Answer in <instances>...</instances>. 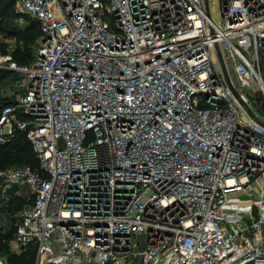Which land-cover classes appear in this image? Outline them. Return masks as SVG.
<instances>
[{
    "label": "built area",
    "instance_id": "1",
    "mask_svg": "<svg viewBox=\"0 0 264 264\" xmlns=\"http://www.w3.org/2000/svg\"><path fill=\"white\" fill-rule=\"evenodd\" d=\"M208 2L15 0L42 36L29 65L0 53V145L23 134L39 160L0 171V204L32 200L14 253L264 264V0H216L219 22Z\"/></svg>",
    "mask_w": 264,
    "mask_h": 264
},
{
    "label": "trees",
    "instance_id": "2",
    "mask_svg": "<svg viewBox=\"0 0 264 264\" xmlns=\"http://www.w3.org/2000/svg\"><path fill=\"white\" fill-rule=\"evenodd\" d=\"M14 7L15 0H0V36L2 37V39H0V53L3 55L9 53L12 61L19 65H29L35 57L42 32L38 22L34 20L26 23L27 25L25 24L26 26H23V28L18 26L13 27L12 23H9L10 20L18 16H24L23 14H16L15 10H13ZM7 37L17 38V43L13 48L9 43L5 42V38ZM8 77L11 79L10 83L16 78V76L9 71H0V82L2 81L1 83H3V80H5L3 85H6ZM254 99L264 111V101L262 96L257 94ZM2 105H0V114ZM20 164H23L21 166H31L33 169H36L39 166V160L26 136L18 133L13 142L6 146L0 145V171L13 165ZM25 200L26 199L21 200V198H14L9 204L4 205L3 207L5 211L14 215L13 217H8L11 221L9 227L10 230L6 233L0 232V253L7 254V259L10 264H34L35 260V249L33 247L27 248L21 255L11 253L9 250V242L13 241L15 238V216L17 212L25 206ZM29 203H32V200Z\"/></svg>",
    "mask_w": 264,
    "mask_h": 264
},
{
    "label": "rangeland",
    "instance_id": "3",
    "mask_svg": "<svg viewBox=\"0 0 264 264\" xmlns=\"http://www.w3.org/2000/svg\"><path fill=\"white\" fill-rule=\"evenodd\" d=\"M210 4H211V14H212V16L214 18V21L215 22H219L220 21V18H219V10H218V4H217L216 0H210ZM13 10H15V13L16 14H22L16 8V6L14 7ZM24 16H18L16 18H12L9 23L10 24L12 23V26L13 27L18 26V27L23 28V26L25 27L27 25L26 23H29L32 20L31 18L27 17L26 15H24ZM0 39H2L1 36H0ZM5 42L6 43H9L11 45V47L13 48L14 45L17 43V38L16 37H7V38H5ZM6 55L7 56H11L9 53H7ZM14 76H16V74H14ZM232 77L235 79V76H234V73L233 72H232ZM10 80L11 79L8 77L7 78V81H6V85H3L5 83V80H3V83H1L2 82L1 81L0 82L1 83L0 84V88H4V90H5L9 86H11L12 82L10 83ZM260 118L262 119V121H264V118L262 116H260ZM23 164H25V163H23ZM23 164L13 165L11 167H8L7 169L12 168V167H15V166H21ZM29 164H31V163H29ZM21 200H23V199H21ZM25 201H26V203H25V205H26V204H28L31 201V199L30 200L29 199H26ZM3 207H4V205L3 204H0V209H1L0 210V232H3V233L5 232L6 233V232H8L10 230L9 227H10V224H11L10 218H8V217H13L14 215L11 214V213H9V212H7V211H5V209ZM9 245H10V249H9L10 252L11 253H14V251L12 249V241L9 242ZM0 255L4 256L6 258L8 257L6 253H0Z\"/></svg>",
    "mask_w": 264,
    "mask_h": 264
},
{
    "label": "water",
    "instance_id": "4",
    "mask_svg": "<svg viewBox=\"0 0 264 264\" xmlns=\"http://www.w3.org/2000/svg\"><path fill=\"white\" fill-rule=\"evenodd\" d=\"M205 6H206V9H208V6H209V2L208 0H205ZM217 52H218V58H219V61H220V64H221V67H222V70H223V73H224V76H225V79H226V82H227V85L229 87V89L232 91V93L234 94V96L241 101L240 99V94L238 93V91L236 90V88L234 87V85L232 84V81H231V78H230V75L227 71V68H226V65L224 63V59L222 57V54L220 52V49L217 48ZM245 108L247 109L249 115L254 118V119H257L255 114L252 112V110L247 106L245 105ZM258 123L264 127V123L263 122H260L258 121ZM59 144L64 147V143L62 140L59 141ZM138 240H139V243H140V249L143 250V236L142 235H139L138 236ZM141 261H142V257L139 258V260L137 261L136 264H141Z\"/></svg>",
    "mask_w": 264,
    "mask_h": 264
}]
</instances>
